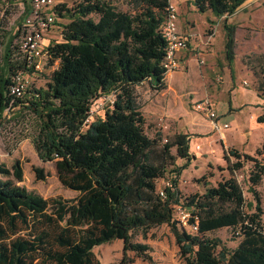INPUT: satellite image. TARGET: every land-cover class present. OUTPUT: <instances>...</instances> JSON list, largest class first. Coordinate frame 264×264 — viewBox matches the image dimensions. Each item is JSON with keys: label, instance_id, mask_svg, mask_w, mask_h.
Instances as JSON below:
<instances>
[{"label": "trees", "instance_id": "obj_1", "mask_svg": "<svg viewBox=\"0 0 264 264\" xmlns=\"http://www.w3.org/2000/svg\"><path fill=\"white\" fill-rule=\"evenodd\" d=\"M191 1L198 12L211 11L218 18L234 14L245 2ZM169 2L129 0L127 10L115 0H77L71 7L59 3L57 13L69 21L60 39L47 47L50 62L58 60L59 66L47 86L30 85L19 98L11 94L21 68L13 45L19 30L9 36L0 66V126L9 106L29 109L39 124L32 137L38 156L55 160L60 182L78 195L45 198L20 184L24 169L19 159L12 167L0 163V264H102L94 248L116 239L123 241L125 251L151 260L150 246L133 241L132 233L163 224L170 226L187 264H227L229 257L237 264H264V200L255 187L264 175V145L256 155L227 150L231 175L183 197L176 158L190 159V134L174 133L162 145L145 130L136 86L148 82L159 91L167 87L162 25ZM24 3L23 19L30 0ZM225 21V53L232 64L237 25ZM106 94L114 96L110 108L88 122L93 101ZM247 161L254 162L252 200L245 198L234 175ZM169 165L176 176L163 188V197L156 182ZM36 174L45 178L42 168ZM176 205L190 213L187 224L176 217ZM220 228L232 229L234 239L239 238L234 249L211 236Z\"/></svg>", "mask_w": 264, "mask_h": 264}, {"label": "rangeland", "instance_id": "obj_2", "mask_svg": "<svg viewBox=\"0 0 264 264\" xmlns=\"http://www.w3.org/2000/svg\"><path fill=\"white\" fill-rule=\"evenodd\" d=\"M57 1L71 7L77 0ZM115 1L120 9L131 8L129 0ZM172 1L178 4L180 17L189 18L193 23L196 22V30L203 35L208 34L211 26L206 24L207 14L200 13L196 9L193 10L191 0ZM24 10V0H2L0 2V66L3 63L5 45L9 36L19 30L18 23L23 21ZM242 12L240 16L247 29H243L237 34L235 62L230 64L225 56V30L223 24H217L218 32L214 41L209 46L204 45V49L201 50L205 56L198 57L199 61L205 58L204 63L203 61L197 63L192 66L191 71L188 69L184 72L183 91H177V95L174 91L172 94L169 93L177 97L178 109L182 107L180 110L184 112L177 109L175 115L172 116L174 119L172 125L164 121L165 118L155 121L154 117L147 114L145 130L150 137L160 140V144L163 145L167 137L180 131L191 135L193 148L196 145L200 146L198 149H193L190 144L191 156L189 160L184 157L176 158L177 166L182 167V173L178 176V187L183 197L202 193L207 183L217 185L220 180L231 175L226 169L227 161L224 157L227 150L235 148L242 153L256 155L258 148L264 145V0H252V3ZM237 20V16H235L231 19V23H237ZM68 21V17H61L57 13V25L45 40L46 45L60 39L63 24ZM18 39L19 36L16 35L13 45H17ZM209 61L210 64L206 65ZM218 61L221 62L220 70L217 69ZM58 66L59 61L56 60L48 63L45 72L30 74L28 77L30 85L36 89L47 86L51 72ZM172 75L173 73L167 75L166 81L170 80ZM218 76H221L222 79L220 80ZM195 81L201 85L195 86ZM217 88L220 89L221 95L216 104V112L221 116V123L227 122L230 125L225 129L223 137L219 133L213 132L209 118L194 108L196 102L200 101L202 97V91H206L207 95L215 101L216 98L212 93ZM165 89L156 90L148 82L136 86L141 105L151 101L155 95L164 93ZM107 95H102L93 101L88 122L97 116L103 117L106 108H110L112 103L107 99ZM232 96L231 105L234 110H231L228 99ZM5 115L2 126H0L2 133L0 134V163L12 167L19 159L24 169V181L20 184L45 198L76 197L78 192L66 188L60 182L55 160L44 161L38 156L32 144V137L39 125L35 115L25 106L12 109L8 113L5 111ZM261 118L263 121H260ZM173 152L176 153L175 149ZM231 162H235V159H231ZM253 166V161L244 162V166L234 173L247 200L253 199L252 193L249 192L250 174ZM36 168L44 170V179L37 177ZM173 168L174 165H169L168 172L157 179L158 191L168 183L171 184L172 178L176 176L175 172H171ZM255 187L264 200V175ZM262 206L264 209V201ZM175 208L176 217L182 221L184 208L181 206H175ZM183 223L187 224V221ZM233 235L234 232L230 228H220L211 233V236L220 237L231 249H234L239 242V238L234 239ZM132 239L150 246L148 253L151 260L145 259L135 251H125L124 243L119 239L95 247L94 253L102 264H120L123 259L126 260V264H187L185 258L180 254L176 238L167 224L146 230H134ZM227 264H237V262L234 258L229 257Z\"/></svg>", "mask_w": 264, "mask_h": 264}, {"label": "built area", "instance_id": "obj_3", "mask_svg": "<svg viewBox=\"0 0 264 264\" xmlns=\"http://www.w3.org/2000/svg\"><path fill=\"white\" fill-rule=\"evenodd\" d=\"M58 4L57 0H30V12L24 17L20 25L17 51L14 54V57L20 62L18 65L21 66L13 77L11 94L14 97H22L30 87L29 75L45 72L52 59L47 48L49 44L46 45L45 40L57 25L56 7ZM179 18V6L170 0L167 16L162 25V32L167 42L166 55L163 61L166 76L183 67L181 52L189 48L188 38L180 30ZM107 96V99L113 103L114 96L112 94ZM11 106L7 108V113ZM195 109L209 118L213 132L219 133L221 137L224 136L225 129L229 128L230 125L220 122L209 98L196 102ZM196 148L198 149L200 146L197 145ZM170 185L168 183L167 186ZM159 193L163 197L166 196L164 189L159 190ZM189 216L190 213L187 210H182V222H186ZM193 229L196 230L197 226L194 225Z\"/></svg>", "mask_w": 264, "mask_h": 264}, {"label": "crops", "instance_id": "obj_4", "mask_svg": "<svg viewBox=\"0 0 264 264\" xmlns=\"http://www.w3.org/2000/svg\"><path fill=\"white\" fill-rule=\"evenodd\" d=\"M251 3H252V0H245V2L238 8V10L234 14H232L228 17L218 18L215 15H213V13L211 11L206 12L205 13V14H207L206 24L211 26L210 29L208 30V34H205L206 36L203 35L200 31L196 30V22L193 23V21L190 20L189 18L188 19L184 18V17L179 18L180 30L186 35V37L188 38V41H189V48L187 50H184L181 52V60H182L183 67L180 70L174 72L171 79L166 81L168 88L165 89L164 93H160V94L155 95V97H153L151 101H147L144 105H142L141 110H142V112L146 118H147V114H148V115L154 117L155 121L165 118L164 121H166L168 124L174 123V119L172 118V116L175 115V112H177V109L179 107L178 106V99L176 96H172L169 93L172 94V91H174L177 95V91H180V90L183 91L184 88H182V87L184 86V83H185L184 72L188 69L191 71L192 66L196 65L197 63H200L202 61L204 63L205 58H203L199 61L198 57L205 56V53L201 49H204V45L209 46L214 41V37L216 36V34L218 32L217 24L218 25L223 24L225 34H226V29L224 26L225 22H226L225 20L227 19V23H231V19L234 18L235 16H237V19H238L237 23L235 22V23H231V24L237 25V31H236V44H237V34H239V32L241 30L247 29V26L244 24V22H242L243 18H241L240 13H243L242 11ZM192 9L193 10L196 9L193 6V4H192ZM222 20H223V22H221ZM206 24H204V25H206ZM225 56H226V53H225ZM236 57H237V55L235 56V59H236ZM235 59L233 62H235ZM209 64H210V61L208 63H206V65H209ZM220 64H221V62L218 61L217 62V69L218 70H220ZM218 78H220V80L222 79L221 76L220 77L218 76ZM195 83H196L195 86L201 85V84H198L197 81H195ZM219 91H220V89L217 88L212 93V95L216 98L215 101L207 95L206 91L201 92L202 97L200 100L209 98L212 101L214 108L216 110V104H217V101L219 100L220 95H221ZM228 99L230 100L231 110H234L233 105H231L232 100H233V96L231 98L228 97ZM180 108H182V107H180ZM180 108L178 110L181 112L182 110H180ZM185 110H186V108H185ZM182 112H184V111H182ZM180 114H182V113H180ZM179 117H182V116H179ZM218 117H219V120L221 122L222 119H221V116L219 114H218ZM225 123H227V122H225ZM179 132L180 131L175 132V133H179ZM224 136H225V131H224ZM192 141H193V139H191V135H190V144H191V147L193 148ZM196 146H194V148H196Z\"/></svg>", "mask_w": 264, "mask_h": 264}]
</instances>
